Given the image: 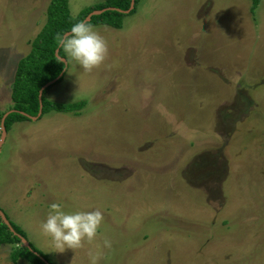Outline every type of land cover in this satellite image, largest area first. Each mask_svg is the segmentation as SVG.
I'll list each match as a JSON object with an SVG mask.
<instances>
[{"label": "rangeland", "instance_id": "rangeland-1", "mask_svg": "<svg viewBox=\"0 0 264 264\" xmlns=\"http://www.w3.org/2000/svg\"><path fill=\"white\" fill-rule=\"evenodd\" d=\"M96 1L67 0L69 13ZM48 3L0 0V116ZM249 7L139 0L121 27L94 25L104 62L85 72L66 58L45 93L82 109L20 111L0 144V210L54 264H88L94 244L97 264H264V0ZM52 202L101 210L93 244L52 247L39 231Z\"/></svg>", "mask_w": 264, "mask_h": 264}, {"label": "trees", "instance_id": "trees-1", "mask_svg": "<svg viewBox=\"0 0 264 264\" xmlns=\"http://www.w3.org/2000/svg\"><path fill=\"white\" fill-rule=\"evenodd\" d=\"M259 1L260 0H250L249 9L251 13L254 12ZM138 2L139 0H134L133 8L127 14L116 10H104L100 14L91 15L87 22L93 26L106 25L112 28H119L122 25V19L135 12ZM129 3L130 0H99L82 7L78 11V14L73 18L69 13L67 0H49L45 11V22L30 41L28 52L18 59L15 66L10 91V99L12 103L11 108L14 110L8 113L4 118L3 127L6 132L15 121L27 118L25 115L21 114L20 111L28 113L29 115H35L38 112V90L46 82L54 79L62 70H65L64 68L66 66L64 67L62 63H57L55 60L56 56L54 55V50L57 47V34L66 32L72 23L76 20H83V18L92 10H98L105 7H114L120 10H125L129 7ZM58 55H64L62 49L58 50ZM63 73L64 71L55 82L60 80ZM51 85L45 87L41 92V113L38 118L48 112H78L83 108L85 102L82 100L61 103L46 99L45 93ZM192 104H186L187 106L190 105V108L184 104L182 106L186 108L185 111L192 113L193 108H199L195 106V102ZM205 107L202 109L205 110ZM189 112H187L188 116L190 114ZM187 114H185V117ZM122 122L123 120L117 125L118 128L121 127ZM6 218L14 232L26 238L24 231L18 225L14 224L7 216ZM28 243L30 249L22 245L19 237L11 232L0 219V245H11V250L8 255L11 262L15 264L17 261L23 260L26 264H54L53 261L43 252L30 242Z\"/></svg>", "mask_w": 264, "mask_h": 264}, {"label": "clouds", "instance_id": "clouds-1", "mask_svg": "<svg viewBox=\"0 0 264 264\" xmlns=\"http://www.w3.org/2000/svg\"><path fill=\"white\" fill-rule=\"evenodd\" d=\"M77 14L78 9L70 12L73 18ZM56 45L64 53L55 58L57 63L66 65L67 59H71L85 72L99 66L108 54L105 39L86 19L76 20L66 32L58 33ZM102 220L100 209L65 211L62 203L52 202L48 205L45 218L39 223V231L50 239L54 249L63 252L66 248L74 250L82 248L85 243L93 244ZM102 247L110 249L111 241L103 239ZM99 248V244H94L87 250L88 264H97Z\"/></svg>", "mask_w": 264, "mask_h": 264}, {"label": "water", "instance_id": "water-1", "mask_svg": "<svg viewBox=\"0 0 264 264\" xmlns=\"http://www.w3.org/2000/svg\"><path fill=\"white\" fill-rule=\"evenodd\" d=\"M133 4H134V0H130L129 7H128L127 9H125V10H120V9H118V8H114V7H105V8L98 9V10H92V11H90V12H89V13L83 18V20L86 19L87 21H89L91 15H97V14H100V13L103 12L104 10H116V11L122 12V13H124V14H127V13L133 8ZM54 55H55L56 57L58 56V49H57V47H56L55 50H54ZM64 67H65V65H64ZM63 71H64V70H62V71H61V72H60V73H59L54 79H52V80L46 82L44 85H42V86L40 87V89L38 90V95H37V97H38V102H39L38 112H37V115L31 117V119H36V118L40 115V113H41V100H40V98H41V92H42V90H43L45 87H47V86L53 84V83H54V82L60 77V75L62 74ZM8 113H10V111L4 112L3 115L1 116V119H0V132H1V140H0V144L2 143V141H3V139H4V136H5V129H4V127H3V121H4V118L8 115ZM0 219H1L2 222L8 227V229H9L11 232L15 233V234L19 237V239H20L22 245H24L25 247H27V248L30 249V247H29V243H28L27 239L24 238V237H22L21 235L17 234L16 232H14L13 228L11 227V225H10L8 219L6 218V216H5V214L3 213L2 210H0Z\"/></svg>", "mask_w": 264, "mask_h": 264}, {"label": "flooded vegetation", "instance_id": "flooded-vegetation-1", "mask_svg": "<svg viewBox=\"0 0 264 264\" xmlns=\"http://www.w3.org/2000/svg\"><path fill=\"white\" fill-rule=\"evenodd\" d=\"M236 89H237V88H236ZM242 89H243V92H242V91H239V92H241V96H240V97H241V98L243 97L242 99H243V101H244L245 103H246V101H247V102H250V101H249V98H251V97L249 96V94H246L247 89L241 88V90H242ZM238 90H239V89H237V92H238ZM242 93H243V94L245 93L246 95H243ZM239 94H240V93H239ZM251 100H252V99H251ZM215 151H216V150H213V151L208 150V151H207V154L209 153V154L212 155V157H210V158H214V159H215V158L217 157V155H219V151H218V152H217V151L215 152ZM205 153H206V152H205ZM204 156H205V155H203V157H204ZM205 158H206V159H205ZM205 158H204L205 161H207V160L209 159V157H208V158L205 157ZM206 173H207V172H206Z\"/></svg>", "mask_w": 264, "mask_h": 264}, {"label": "crops", "instance_id": "crops-1", "mask_svg": "<svg viewBox=\"0 0 264 264\" xmlns=\"http://www.w3.org/2000/svg\"><path fill=\"white\" fill-rule=\"evenodd\" d=\"M132 14H133V13H132ZM5 136H6V134H5ZM5 136H4V138H5ZM3 141H4V139H3ZM3 141H2V142H3ZM1 144H2V143H1Z\"/></svg>", "mask_w": 264, "mask_h": 264}]
</instances>
